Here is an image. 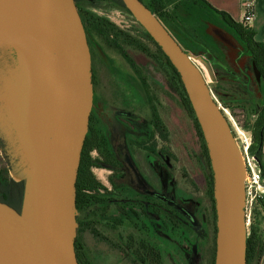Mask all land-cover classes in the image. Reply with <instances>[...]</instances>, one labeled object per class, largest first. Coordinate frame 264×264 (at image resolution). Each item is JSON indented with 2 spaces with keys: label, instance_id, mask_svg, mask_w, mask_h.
<instances>
[{
  "label": "water",
  "instance_id": "95a60500",
  "mask_svg": "<svg viewBox=\"0 0 264 264\" xmlns=\"http://www.w3.org/2000/svg\"><path fill=\"white\" fill-rule=\"evenodd\" d=\"M123 1L179 71L201 126L214 175L216 264H247L245 168L231 123L194 56L142 0ZM0 3L24 32L11 43L32 99L30 123L18 122L33 154L22 210L0 200V264H80L77 178L95 98L88 33L76 0Z\"/></svg>",
  "mask_w": 264,
  "mask_h": 264
},
{
  "label": "rangeland",
  "instance_id": "374dc122",
  "mask_svg": "<svg viewBox=\"0 0 264 264\" xmlns=\"http://www.w3.org/2000/svg\"><path fill=\"white\" fill-rule=\"evenodd\" d=\"M82 7H87L95 14L115 23L118 33L125 31L139 36L140 39L144 38L145 27L126 9L115 6L108 0H99L97 6ZM184 20L197 26L199 37L207 42L210 49L219 57L218 63L225 69L228 66L233 69L234 79L225 82L238 84L241 96L251 98L249 103L240 105L233 103L230 107H224L228 111L226 116L232 125L233 121L244 125L248 119L254 118L251 115L252 110L255 108L258 110L264 104L262 82L259 77L255 78L252 75L253 72L256 74V71L245 41L222 18L199 8L189 9L188 13L184 14ZM124 46L135 60L138 71L133 69L119 52L111 53L109 49L107 50L110 58L106 59V65L101 68L103 84L95 120L97 126L104 129L118 148L123 123L117 121L115 110L137 111L141 120L132 125L137 129L140 140L139 147L134 153L143 176L139 177L132 170L131 183L127 181L124 188L114 190L120 193L119 198L126 195L153 198L154 195L162 193L167 196L169 202L186 212L190 218L182 217L180 223L175 226L166 217L156 215L147 207L144 210L142 205L135 203L133 208L138 215L133 223L127 221L120 226L118 232L101 226L106 235L122 243L124 253L90 231H77V236L83 242L85 252L94 264H136L132 259L133 251L127 247V243L130 239H133V242L141 239L140 235L161 250L163 264H210L213 229L209 218L212 206L207 195V164L201 151V141L195 123L182 99L166 81L155 62L141 50L136 51L131 45ZM148 46L152 50L155 49L153 44ZM209 53L199 54L194 58L214 92L217 80H225L223 78L225 74L214 68L212 63L217 58H212ZM136 75L137 77L141 75V78L145 76L151 84L158 111L168 129L166 139L160 136H157L156 140L149 138L153 129L150 106ZM17 76L25 79L19 50L8 39L0 43V168L8 170L12 178L20 181L27 176L19 178L24 171L18 166L20 137L16 127L11 125L8 112V100L16 92ZM225 85L224 89L231 90ZM145 142L149 145L155 143L157 154L142 146ZM97 154L93 152L94 156ZM114 167L94 168L97 178L109 189H113L110 178L115 175ZM119 172L126 177L122 169L116 171L118 174ZM144 177L149 180L154 192L147 194L139 192L138 189L149 191V185L147 186L143 180ZM119 178L120 175L114 176V179ZM117 215L118 212L113 210L111 217ZM137 228H142L143 232H137ZM132 234L135 235L131 236ZM253 264H264V256L260 260L254 259Z\"/></svg>",
  "mask_w": 264,
  "mask_h": 264
},
{
  "label": "trees",
  "instance_id": "16d2710c",
  "mask_svg": "<svg viewBox=\"0 0 264 264\" xmlns=\"http://www.w3.org/2000/svg\"><path fill=\"white\" fill-rule=\"evenodd\" d=\"M108 1L115 6L126 9L132 14L123 0ZM142 1L158 16L161 22L172 33L186 52L190 53L192 56H197L203 53L208 54L210 52L209 54L212 58H217L216 60H213L212 64L219 72L225 74L223 77L225 80H217V85L213 89L218 101L222 103L223 107H230L233 103L238 105L246 104L249 103V99L251 98L241 96L242 93L240 89L237 88L238 84L225 82L227 80L232 81L234 79V73L231 68L225 69L218 63L219 57L216 56V53L212 49H210L207 42L199 37L197 26L184 20V14L188 13L191 8L196 7L222 18L230 27L235 29L241 35L247 45L253 66L259 71V76H256L254 72L252 75L255 78H260L264 89V45L263 43L255 41V32L253 28L249 27V23L237 22L229 13L214 8L206 0ZM76 3L80 10V5L97 6L99 0H76ZM83 10L84 11L82 12L81 9L80 12L88 34L91 32L97 34L103 42L112 44L114 49H116L136 71H138L136 62L128 54V51L124 46L125 44L141 50L142 53L146 54L151 60H153L160 72L166 78V81L178 93L187 112L193 119L201 141V151L208 169L207 195L212 206L209 223L213 229L210 264H216L217 216L214 198V175L211 168L209 151L201 126L179 71L163 51L162 47L146 29H144V38H141V41L138 44L134 35H132V38L130 39L129 33L123 34L116 32L115 29L117 26L109 19L95 14L87 7H83ZM148 44H153L155 49L152 50ZM141 84L151 111L150 120L153 129L150 132L149 138L156 140L157 136H160L166 139L168 136V129L158 111L155 103L156 100L152 93V87L150 86L151 84L148 83L145 76L142 77ZM224 85L230 87L231 90L224 89ZM253 110L251 115L254 118L248 119L247 123L243 126L251 134L252 141L249 151L259 161L264 178V104L260 109L257 110L255 108ZM95 119L96 115L95 113H92L90 128L83 149L77 178V231H90L103 241L110 243L119 250V252L124 253V246L122 243H119L117 240L109 237V235H106L105 231L101 229V226L109 227L112 232H118L122 224L127 221L133 223L138 215L133 208L135 203L142 205L144 210L147 207L156 215L166 217L175 226L180 223L182 217L190 218L189 215H186V212L178 209L177 206L169 202L168 199L166 200L159 196L154 195L153 198L144 196L141 198L139 195H136V197L126 195L123 198H119L120 193L114 189L124 188L127 185L126 182L128 181V178L123 177L120 172L119 174L116 173L117 170L121 169L119 157L112 146L109 136L105 133L103 128L97 126ZM142 146L147 148L151 153L157 154L155 143L149 145L145 142ZM94 151L98 153L97 156L93 155ZM104 166H115L114 176L120 175L119 179H114V176L110 178L113 189H109L103 184L94 172L95 167L103 168ZM25 184V179L18 181L10 176L8 170L0 168V200L14 206L19 211L22 210L23 206ZM120 199L122 200L120 201ZM113 210L118 212L117 217H111ZM137 232L142 233L143 229L137 228ZM133 235L135 234H132L131 236ZM140 238L141 239L139 240H134V242L133 239H130L127 243V247L133 251V262L136 264H163L161 250L155 244L145 240L141 235ZM76 253L80 264H94L85 252L83 242L78 236H76ZM263 256L264 196L256 203L250 214L247 239V264H253L254 259L260 260Z\"/></svg>",
  "mask_w": 264,
  "mask_h": 264
},
{
  "label": "flooded vegetation",
  "instance_id": "af4514ba",
  "mask_svg": "<svg viewBox=\"0 0 264 264\" xmlns=\"http://www.w3.org/2000/svg\"><path fill=\"white\" fill-rule=\"evenodd\" d=\"M80 8L82 9V12H83L84 10H83V7L81 5H80ZM115 31L117 32V29H115ZM120 32L123 34L127 33L125 31H120ZM129 37L131 39L132 35L130 34ZM135 37H136L135 38L136 41H138V44H139V42L141 41L140 37L139 36H135ZM88 39H89L92 57H93V82H94L95 98H94V107H93L92 113H95L97 111V107L99 105L98 101H99V96L101 94V87L103 84V80L101 78V68L104 67V65H106V59L110 58L109 52H107V50L109 49L111 53L115 52V51L117 52V50L114 49L112 44H109L107 42H103L102 39L99 36H97V34H94L92 32L88 34ZM136 51H139V49L136 48ZM128 54L130 55L129 52H128ZM130 57H131V55H130ZM125 61H127V60L125 59ZM228 68H231V67L228 66ZM136 77H137V75H136ZM137 78H139V80H140L139 82H140V87H141L142 86L141 75L138 76ZM115 112L117 114V117H116L117 121L120 122L121 124L123 123L122 124L123 130H122V134H121L122 136H121L120 146L117 148L113 144L111 139H110V141L112 143V146H113L117 156L119 157V161H120V164L122 167L121 169L124 171L123 172L124 176H126V178H128V181H130V183H131V181H132L131 180L132 170H134L133 171L134 174L135 173L138 174L139 177L143 176L142 170L139 167V165L137 164V161L135 159V153H134L137 150V148L139 147L140 137H139V133L137 132V129L135 127H133V125H132V123L136 124L139 120H141V117L137 113L136 110L135 111H129V110H122L121 109L120 111L115 110ZM119 120H121V121H119ZM90 123H91V121H90ZM92 124H93V122H92ZM143 180L146 181L147 186L149 185V187H148L149 191L138 189L139 192L142 191L146 194H147V192L148 193L154 192L153 191L154 189H152L153 187L149 183V180L146 179L145 177ZM135 188H136V186H135ZM155 196H159V197L166 199V200L168 199L167 196L162 194V193L161 194L159 193L158 195H155Z\"/></svg>",
  "mask_w": 264,
  "mask_h": 264
},
{
  "label": "bare ground",
  "instance_id": "6f19581e",
  "mask_svg": "<svg viewBox=\"0 0 264 264\" xmlns=\"http://www.w3.org/2000/svg\"><path fill=\"white\" fill-rule=\"evenodd\" d=\"M23 35L24 32L21 30L16 17L7 9L5 5L0 3V43H3L8 39L12 42ZM15 89L16 92L8 100V112L11 117V125L16 127L20 137L18 150L20 163L18 166L22 167L24 171L19 175L20 177H18L22 178L23 175L27 176L32 168L33 154L29 137L25 134L22 125L18 122V119H24L27 123H30L32 99L26 81L21 78V76H17V85Z\"/></svg>",
  "mask_w": 264,
  "mask_h": 264
},
{
  "label": "built area",
  "instance_id": "2783aa9c",
  "mask_svg": "<svg viewBox=\"0 0 264 264\" xmlns=\"http://www.w3.org/2000/svg\"><path fill=\"white\" fill-rule=\"evenodd\" d=\"M245 8L244 23H250L254 18V4L253 0H244ZM196 61V59L194 58ZM220 103V102H219ZM221 105V103H220ZM222 106V105H221ZM223 107V106H222ZM225 114L228 112L224 108ZM231 126L234 132L235 140L239 146L242 154V159L245 168V190H246V206H247V219L250 222V214L256 203L264 196V178L258 160L250 153L249 147L251 144V136L243 125H239L237 122H231Z\"/></svg>",
  "mask_w": 264,
  "mask_h": 264
},
{
  "label": "crops",
  "instance_id": "0c3cea01",
  "mask_svg": "<svg viewBox=\"0 0 264 264\" xmlns=\"http://www.w3.org/2000/svg\"><path fill=\"white\" fill-rule=\"evenodd\" d=\"M214 8L230 14L237 22L242 23L245 14L244 0H206ZM254 18L249 23L255 34L254 39L264 45V0H253ZM264 149V148H263Z\"/></svg>",
  "mask_w": 264,
  "mask_h": 264
}]
</instances>
